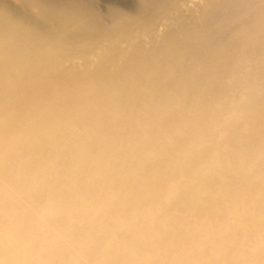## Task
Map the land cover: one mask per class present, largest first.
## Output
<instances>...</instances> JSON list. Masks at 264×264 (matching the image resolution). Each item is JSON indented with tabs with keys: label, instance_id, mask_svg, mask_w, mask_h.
Segmentation results:
<instances>
[{
	"label": "bare ground",
	"instance_id": "bare-ground-1",
	"mask_svg": "<svg viewBox=\"0 0 264 264\" xmlns=\"http://www.w3.org/2000/svg\"><path fill=\"white\" fill-rule=\"evenodd\" d=\"M0 264H264V0H0Z\"/></svg>",
	"mask_w": 264,
	"mask_h": 264
},
{
	"label": "rangeland",
	"instance_id": "rangeland-1",
	"mask_svg": "<svg viewBox=\"0 0 264 264\" xmlns=\"http://www.w3.org/2000/svg\"><path fill=\"white\" fill-rule=\"evenodd\" d=\"M124 4H129V0H123Z\"/></svg>",
	"mask_w": 264,
	"mask_h": 264
}]
</instances>
